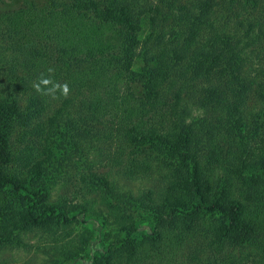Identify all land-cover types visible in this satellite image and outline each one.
I'll return each mask as SVG.
<instances>
[{
    "label": "trees",
    "instance_id": "16d2710c",
    "mask_svg": "<svg viewBox=\"0 0 264 264\" xmlns=\"http://www.w3.org/2000/svg\"><path fill=\"white\" fill-rule=\"evenodd\" d=\"M15 1L0 0V35L20 58L28 77L39 83L42 77L52 81L41 85L43 92L48 94L54 84L68 85L69 94L56 90L48 106L57 98V112L70 134L79 140L100 138L104 144L95 154L97 160L106 158L128 177L149 175L150 161L159 156L175 162L166 166L173 167L161 203L151 207L141 222L151 226L148 231L138 232L125 199L105 193L100 196L101 213L106 214L102 217L109 231L94 240L85 229L70 239L71 223L80 217L85 223L87 209L67 199L51 203L45 188L25 186L24 173L38 166L34 149L25 135L13 148L9 134L18 107L0 99V232L41 233L60 256L48 264H262L264 108L246 118L242 106L252 95L264 101V22H247L250 12L243 3L239 11L225 8L226 20L236 16L240 27L246 24L250 38L240 42L227 27L212 26L208 20L216 0H199L200 13L191 20L181 46L162 53L174 60V66L167 60L151 66L147 60L134 69L137 49L148 44L141 40L144 25L155 26L157 5L148 0L141 7L136 6L138 0H19L21 5L14 8ZM174 1L179 0H165L167 5ZM254 2L246 0L252 7ZM201 27L208 34L197 43ZM239 31L241 39L244 30ZM253 39L259 42L253 44ZM184 61L182 78L173 86L175 65ZM163 88L170 93L163 95ZM189 89L204 96L199 99L206 112L202 139L197 133L158 130L182 106ZM227 90L230 100L225 97ZM35 100L40 110L46 109L40 95ZM208 114L213 119L207 121ZM254 124L258 127H251ZM196 144L211 154L202 165L204 173L187 147ZM84 162L89 172L83 183L98 189L106 186L102 176L92 173L94 160ZM220 167L228 178L215 174ZM213 175L221 179L211 186ZM235 182L238 193H233ZM93 245H99L94 254Z\"/></svg>",
    "mask_w": 264,
    "mask_h": 264
},
{
    "label": "rangeland",
    "instance_id": "374dc122",
    "mask_svg": "<svg viewBox=\"0 0 264 264\" xmlns=\"http://www.w3.org/2000/svg\"><path fill=\"white\" fill-rule=\"evenodd\" d=\"M144 1L147 2V0H138L136 6L141 7L145 3ZM148 1L150 5H157L159 12L153 28L148 24L150 22L144 25L141 40H148V44L146 46L141 45L138 48L139 50L137 49L134 69H138L139 66L146 64L147 60H149L151 66L163 60H167L169 64L174 66V60L163 58L162 53L168 49L181 46L191 20L196 18V14L200 13L198 8L199 0H179L177 3L174 1L170 5H167L165 0L162 4L158 0ZM216 2L218 5L213 7L214 14L212 11L211 17L208 20L212 26L227 27V32L233 34V39L236 36L240 42H247L250 38V34L246 35V24L240 27L236 16L230 21L226 20L225 8L235 12L239 11L240 6L245 4L244 7H248V12H250L247 22L251 23L252 21L254 24L257 23L259 25L264 22V14L261 15L263 16L262 18L256 14L259 10L264 13V0H256L253 3L256 5L255 7L249 6L252 3H246V0H216ZM20 5L21 1L16 0L13 7L17 8ZM179 5L184 6V10H178L174 7ZM228 15L230 16V14ZM153 16L152 14L150 15V17ZM239 28L242 31L244 30L241 39ZM254 30L258 32L256 28ZM207 34V28L201 27L197 31V43H201ZM261 41H264V35ZM257 42H259L257 39L252 40L253 44ZM245 50L247 58H250L247 47H245ZM259 55L261 56L262 52ZM185 63L184 61L179 65H175L171 78L173 86L179 84ZM37 84L39 82L35 78L26 75V68L21 64L20 58L14 54V50L9 46L7 39H4V36L0 35V99L6 100L7 105L15 104L18 107V114L14 116V124L9 134L10 143L13 148L18 147L17 143L21 141L19 138L21 135H25L34 149V157L38 163V166L34 168V165L24 173L25 186L27 184L33 190L45 188L48 200L51 203L60 199H67L68 201L70 200L73 206L85 205L87 209L84 215L85 218H83L85 223L80 219L81 217L73 220L68 229L70 239L77 236L78 233H84L85 229L92 232L94 240L97 239L99 234L102 235L104 232L109 231L110 227L105 224L102 217L106 214L101 213L103 205L100 196H104L105 193L117 194V196L125 199L128 202L125 203V208L134 216L138 232L148 231L151 226L141 224V222L146 214L152 211L151 207L161 203L159 197L164 189L165 180L173 167L170 165L166 168V166L167 164L174 163L175 160L162 156L152 159L150 161L152 172L149 175L128 177L119 173L116 165L112 162L108 163L106 158L104 160L100 158L99 161L97 160L95 154L97 150L102 148L103 141L100 138L95 139L91 137L85 140L81 139L83 140L81 141L71 135L64 122L63 115H59L57 112L60 109L58 108L60 104L58 102L55 103L57 98H55L51 106H48L51 104L49 103V99H54V97H52V94L38 92L35 87ZM189 90L190 92L188 91L189 95L187 97L183 95L186 100L182 102V106H177L169 115V121L159 127L158 130H163V133L166 132L164 134L182 132L190 135V133H197L202 139V126L206 121V112L200 107L199 99L204 96L202 92L201 94L199 91L193 93L192 89ZM169 93V89L163 88V95H168ZM36 95H40L41 102L47 105L45 110H40L39 104L35 100ZM225 97L227 100H230V91L227 90ZM260 108H264V101H258L252 95L248 99V102L242 106V113L247 115L246 118L249 115L254 117ZM208 117L207 121L213 119L209 114ZM251 122L252 118H250L249 124ZM251 127L255 128L258 126L254 124ZM36 133L39 135L37 136ZM203 146L199 144H196L195 147L187 146L195 154L202 173H204L202 165L205 163L207 157L211 155ZM114 149L116 148L111 147L109 150L110 152H114ZM84 160L88 164L90 163L89 161L94 160L91 165L92 173L102 176L105 179L106 186L98 189L83 183V178H87L86 174L89 172L86 171ZM81 161L83 162L81 163ZM214 172L215 174L229 177L221 167ZM251 175L248 173V176ZM204 176L206 177V175ZM220 179L219 176L213 175L210 180L211 186L215 185L214 180L220 181ZM219 184L222 185V183ZM234 185L236 188L233 193H238L240 188L239 183L235 182ZM145 208H147V212L144 211ZM51 245L53 244L39 232L18 231L14 232V234L0 232V264H48L51 258L57 259L59 256L58 251L54 250ZM99 245L91 246L90 250L92 254L97 251ZM72 264L85 263L77 262Z\"/></svg>",
    "mask_w": 264,
    "mask_h": 264
},
{
    "label": "clouds",
    "instance_id": "9594fccd",
    "mask_svg": "<svg viewBox=\"0 0 264 264\" xmlns=\"http://www.w3.org/2000/svg\"><path fill=\"white\" fill-rule=\"evenodd\" d=\"M49 71H51V69H49ZM51 83H52L51 80L45 79V78L42 77L41 80H40V83L35 85L36 90L38 92H43L44 89L41 87V85L46 87V86H48ZM58 89L61 90L62 94L65 95V96H67L69 94V91H70L67 84H64V85L54 84L53 87L48 88V94H54L56 92V90H58Z\"/></svg>",
    "mask_w": 264,
    "mask_h": 264
}]
</instances>
